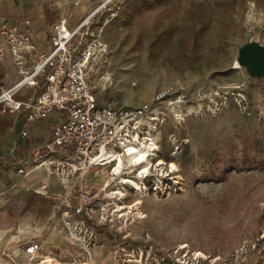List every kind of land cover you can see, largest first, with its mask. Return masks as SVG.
Segmentation results:
<instances>
[{"label": "rangeland", "instance_id": "obj_1", "mask_svg": "<svg viewBox=\"0 0 264 264\" xmlns=\"http://www.w3.org/2000/svg\"><path fill=\"white\" fill-rule=\"evenodd\" d=\"M74 1L0 0V22L29 21L40 45L56 14ZM263 28L264 0H120L118 15L104 29L110 64L100 102L138 111L177 82L170 98L188 100L219 88L226 93L218 109L204 115L185 113L179 119L162 108L166 99L156 106L158 154L177 165L173 174L164 165L165 176L159 177L169 184L176 175L181 179L166 194L157 193L151 189L159 181L153 166L141 224L116 218L107 192L117 185L97 169V186L105 192L98 198L92 233L83 229L72 242L73 222L67 226L50 211L37 226L43 227L44 241L52 236L49 247L43 243L42 255L61 264H264V76L248 78V68L243 72L235 64L234 50L246 34ZM255 41L264 45V37ZM204 63L207 71L201 70ZM198 70L204 79L195 75ZM3 71L14 78L8 58L0 60ZM245 77L246 83L236 87ZM241 94L248 105L240 104ZM132 198L130 193L127 201ZM2 207L9 212L15 205L8 200ZM9 215L10 237L18 223ZM21 227L23 235L9 246L16 249L0 254V264H24L20 252L30 228ZM196 251L204 256L196 257Z\"/></svg>", "mask_w": 264, "mask_h": 264}, {"label": "built area", "instance_id": "obj_2", "mask_svg": "<svg viewBox=\"0 0 264 264\" xmlns=\"http://www.w3.org/2000/svg\"><path fill=\"white\" fill-rule=\"evenodd\" d=\"M90 1L67 4L40 45L34 43L29 21L0 22V58H8L15 67L14 78L5 76L0 84V113L21 117L23 138L28 124L53 119L48 138L15 174L25 179L42 177V192L59 189L51 217L73 225L74 234L83 229L92 233L97 224L98 198L105 188L98 187L94 177L99 169L96 150L115 134L124 133L136 117L135 111L113 101L100 102L98 97L106 91L110 64L104 29L118 15L120 0H96L92 7L79 9ZM43 243L41 225L23 241L24 256L32 260Z\"/></svg>", "mask_w": 264, "mask_h": 264}, {"label": "bare ground", "instance_id": "obj_3", "mask_svg": "<svg viewBox=\"0 0 264 264\" xmlns=\"http://www.w3.org/2000/svg\"><path fill=\"white\" fill-rule=\"evenodd\" d=\"M264 37V28L253 35L250 33L246 34L234 47L235 54L238 56L240 43L244 40H247L249 44L258 43L255 39ZM236 66H239L238 62L235 63ZM208 63L202 65L201 70H208ZM243 72L245 68L239 66ZM198 70L195 75L204 79L205 76ZM252 73H249L248 78ZM258 76V75H256ZM186 77H191V73L188 72ZM108 79V78H107ZM109 80V79H108ZM246 83V77L240 79L236 87L240 88ZM181 82H177L175 86H169L163 89L159 94L150 98L140 110L135 111L134 114L136 117L134 121L130 123V126L124 133H117L111 137L95 152L94 161H97L98 168L101 170L102 177H109L112 180V183H116L117 186H114L108 193V201L114 204V208L118 219L122 220L127 224L129 221H135L136 224H141L145 218L144 213L142 212L143 199L149 194L150 187L144 180L146 176H154L151 173V170L156 167L157 180L158 183L152 185L155 189L151 188L157 193L162 192L166 194L171 185L180 183V176H174L172 178V183H166L161 180L159 176L164 175V165H168V172L177 170V165L174 161L165 162V160L159 156L158 153H155L156 148L159 149L157 139L160 137L158 132L157 122L159 120V113H154L153 111L158 110L156 107L163 100L166 99V103L162 108L166 109L169 112H173L175 117L182 118L185 113L188 114H200L204 115L206 113H212L218 109L222 102V94L226 93L223 88L219 89H210L209 92L204 95L197 96L193 95L192 99H185L182 96L176 98H170L173 95ZM241 105H248L247 96L241 94L238 99ZM128 125V121H126ZM153 160L157 161L156 163ZM169 174V173H166ZM107 184L106 186H109ZM130 193L133 198L130 201H127ZM48 224V223H47ZM4 232L0 231V236ZM69 238L72 242L74 239H78L77 234H70ZM52 236L44 241V246L49 247V243ZM8 242L10 244L14 243L12 237H9ZM182 248V247H181ZM22 255L23 252H20ZM194 255L204 256L200 251H196ZM24 256V254H23ZM25 257V256H24ZM24 264H61L60 261L52 255H42L40 252L37 253L32 260L26 258ZM93 264V262H91Z\"/></svg>", "mask_w": 264, "mask_h": 264}, {"label": "crops", "instance_id": "obj_4", "mask_svg": "<svg viewBox=\"0 0 264 264\" xmlns=\"http://www.w3.org/2000/svg\"><path fill=\"white\" fill-rule=\"evenodd\" d=\"M5 58H0L3 62ZM15 72V71H14ZM11 74L6 71L0 72V84ZM104 102V100H102ZM53 119L36 121L25 127L27 136L22 137L20 131L23 127L22 119L18 114L0 113V254L7 250L12 252L15 247H9L8 228L10 213L18 223V230L11 235L12 240L18 241L23 235L22 225L30 228L29 233L49 216L52 205L56 200L58 188H51L47 192L39 190L43 181L42 177L31 176L24 178L15 174V170L30 161L33 150L48 138ZM10 201L14 204L13 211L3 210L2 202Z\"/></svg>", "mask_w": 264, "mask_h": 264}, {"label": "water", "instance_id": "obj_5", "mask_svg": "<svg viewBox=\"0 0 264 264\" xmlns=\"http://www.w3.org/2000/svg\"><path fill=\"white\" fill-rule=\"evenodd\" d=\"M237 62L240 66L248 68L250 73L264 76V46L249 44L247 40L242 41Z\"/></svg>", "mask_w": 264, "mask_h": 264}]
</instances>
